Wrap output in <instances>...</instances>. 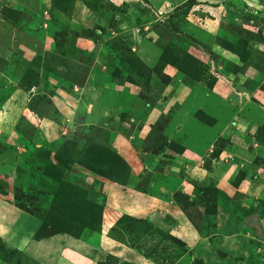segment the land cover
I'll return each mask as SVG.
<instances>
[{"label":"rangeland","instance_id":"374dc122","mask_svg":"<svg viewBox=\"0 0 264 264\" xmlns=\"http://www.w3.org/2000/svg\"><path fill=\"white\" fill-rule=\"evenodd\" d=\"M9 2L0 83L25 108L0 138V264L66 261L54 167L104 207L76 239L94 264H264V0ZM91 143L122 186L78 165Z\"/></svg>","mask_w":264,"mask_h":264},{"label":"trees","instance_id":"16d2710c","mask_svg":"<svg viewBox=\"0 0 264 264\" xmlns=\"http://www.w3.org/2000/svg\"><path fill=\"white\" fill-rule=\"evenodd\" d=\"M11 13L15 16L18 14L14 11ZM104 152L103 147L91 143L83 152L78 165L114 185L122 186L129 177L128 165L117 155L110 159L104 158ZM55 160L59 166L67 164L61 155L56 156ZM54 169L56 175L52 179L59 183V187L44 223L59 233L78 239L84 231L100 225L104 207L95 201L97 194L93 193L95 200L91 198L89 187L80 189L66 185L61 175H58L57 169L55 167Z\"/></svg>","mask_w":264,"mask_h":264},{"label":"crops","instance_id":"0c3cea01","mask_svg":"<svg viewBox=\"0 0 264 264\" xmlns=\"http://www.w3.org/2000/svg\"><path fill=\"white\" fill-rule=\"evenodd\" d=\"M16 1L10 0L9 3L11 5V7H12V5H13V7L17 6ZM1 57L2 56L0 55V58ZM86 87H87V85H86ZM86 87H84V88H86ZM83 89H81V91H82L81 94L83 93ZM91 89H92V91H94L95 96L99 95L100 92H99L98 86L93 85V87H91ZM17 93H18V91L14 90L11 85L7 86L2 82L0 83V138L3 135V133L9 132L10 124L13 122H16L19 119V117H21L20 113L23 110V108H25V102L23 100L19 103L14 102L15 99H13L12 97ZM19 93H21V92H19ZM74 93H75V91H74ZM81 94H80V98L82 97ZM71 97H72V100L70 99ZM110 98L113 100L112 96H110ZM16 101H19V100H16ZM59 101H64L65 104L73 101L76 104L77 103V97H74L73 92H72V96H68V94H63L62 96H60ZM90 101L93 102L92 97L90 98ZM65 104H61L62 105L61 107H65ZM91 106L93 108V105H91ZM62 111H63V109L60 110L59 113H61ZM24 115H26V112H24ZM61 115H63V114H61ZM121 158H123V157H121ZM260 159H264V157L262 158V156H260ZM246 178H249V177H246ZM239 230H240L239 234L237 233L236 236H233V237L230 236L229 238L225 239L223 242H221V245H223V247L224 246L227 247L230 245L231 246L230 249L233 250L235 245L233 244L232 241H234L235 239H237L240 236H243V233H242L243 228L240 227ZM55 241H56V244H58L66 252V261L62 258H59V260H61V263H64V264H94L92 259L87 258L83 254V253H88V251H89L90 252L89 255L92 254V257H93V251H92L93 245H89L87 243L76 241V239H73L72 237H69L67 235L56 236L55 238H52L50 240V243H55ZM69 241L74 243L72 245H75V248H69L68 247ZM227 243H228V245H227ZM47 244H49V242ZM256 247L258 248V245ZM234 250H237V249H234ZM69 254L72 256L73 259H75L77 261L76 262H72V261L70 262L69 261Z\"/></svg>","mask_w":264,"mask_h":264}]
</instances>
